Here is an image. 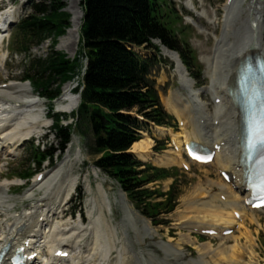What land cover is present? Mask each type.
<instances>
[{
  "label": "bare ground",
  "instance_id": "6f19581e",
  "mask_svg": "<svg viewBox=\"0 0 264 264\" xmlns=\"http://www.w3.org/2000/svg\"><path fill=\"white\" fill-rule=\"evenodd\" d=\"M204 2L200 0V5L196 6L194 0H187L185 6L195 15V18L190 17L188 22L194 25L200 33L206 35L209 33V29L201 24L199 18L207 19L208 13L198 9L204 6ZM246 2V0H231L230 5L226 3L224 6V17L219 19L218 15H215L213 19L209 20L212 21L211 24L215 29L217 26L220 28L219 33L215 36L214 54L206 60L207 64L211 63V85L207 88V92L214 104L213 112L209 113V104L199 101L202 93L197 92V85L191 83L190 77L183 71L180 72L179 86L187 94L185 96L179 93L173 94L165 102L166 107L170 111H174L183 128L181 132L172 135L177 152L175 150L167 151L166 155L164 154L160 159L157 158L154 161L159 164H175L178 159H182L180 152L182 147H186L190 142H195L215 151L212 162L216 163L220 173L231 174L229 181L221 179L218 184L219 191L217 190L218 192L213 195L207 188L199 187L198 190L201 194L209 193V200L201 201V208L196 205L197 208L193 209L197 210L196 212L199 214L204 212L201 221L199 220L202 226L196 225L195 221L185 223L180 221L179 229H188L187 236L189 237L192 232L215 230V234L208 241L209 243L201 246L202 249L198 253L203 254H200L199 260L194 259L197 261L185 264H211L210 262L214 264H243L241 261L245 256L237 258L240 254H244L238 242H241L243 237L247 243L249 240L252 242L251 234L246 232L242 234V237L236 238L233 234L225 235L224 231L234 225L238 226L239 231L243 227L244 217L248 212L253 213L259 210L264 212V209H252L246 204L250 191L246 188L244 167L240 159L241 111L235 99L237 70L241 61L249 54L256 53L264 58V0H250L248 9L244 10L243 5ZM79 3L80 0H70L69 11L72 14V24L67 34L60 39L61 49L65 50L70 46H75L80 39L84 13L78 9ZM245 13H247L246 18L243 17ZM12 17L13 12L10 11L0 15V58H3L2 36L7 31L4 28L8 22L12 21ZM161 47L165 56L180 64L181 67L176 65V70L184 69L177 52L164 46ZM15 86L17 87V85L0 87V157L3 155L6 145L10 144L13 149L26 139L41 133L50 124L47 113L45 115L40 110L43 103L39 97H33L26 87L15 89ZM14 90L16 91L14 92ZM174 97L176 99H173ZM186 97L188 100L184 99ZM79 103L80 97L74 93L73 87L67 84L63 88L60 98L56 100L57 105L54 111L70 116L78 109ZM182 103H186L185 106H181ZM189 124L191 129L188 130ZM156 129L166 134V130L170 127H157ZM143 138L142 141L134 143L131 152L138 155L140 159L150 161L153 140L149 137ZM184 152L186 153V151ZM70 156L71 154L68 153L56 171H49L44 176L36 175L37 179L32 184L27 198H33L32 200L35 201L34 193L38 190H42L43 194L35 201L31 209L15 216V221L7 226L3 224L4 217L12 212V207L3 198L12 184L0 183V248H9L8 253L3 257V264H10V257L19 247L27 248L25 253L28 255H36V258L30 259L31 262L28 264H34L40 256H42V260L39 264H181L179 260L185 259L183 250L184 245L188 242L186 238L185 240L180 238L176 246L170 244V241L174 244L175 240L171 238L169 242L161 243L158 246L161 253L158 252L159 249L156 250L158 253L155 250L148 253L143 250V246L158 232L151 226V222L149 224L148 220L125 209L118 228L110 226L111 224L107 226V216L103 207L106 210L111 207V200L102 183L97 184V193L93 200V205L97 206L100 212L96 224L90 220L85 228L87 222L80 220L72 222V220L64 218L66 212L59 214L54 211L63 190L69 189L70 186L73 189L79 181L77 177H74L68 183V177L71 178L73 175L71 176L70 170H66L64 164ZM192 162L203 167L209 164ZM89 186L90 190H93L92 184ZM72 189L69 190L70 193ZM123 198L121 203L126 201L124 196ZM60 204L58 208H60ZM192 206L190 205V208H193ZM203 209L205 210L203 211ZM139 216L142 219H139ZM194 219L197 220L198 217ZM100 224L104 226L103 230L100 229ZM218 237L222 243L213 249L212 239ZM89 238H93V244L83 245L81 243L83 239ZM230 239L236 241L234 247L225 246ZM137 249L139 250L137 251ZM113 251L116 253L114 258H112ZM240 251L241 253H239ZM63 252L69 253L68 258H62L61 253ZM253 252L251 250L252 254ZM160 254H162V258ZM206 259H209V262Z\"/></svg>",
  "mask_w": 264,
  "mask_h": 264
},
{
  "label": "rangeland",
  "instance_id": "374dc122",
  "mask_svg": "<svg viewBox=\"0 0 264 264\" xmlns=\"http://www.w3.org/2000/svg\"><path fill=\"white\" fill-rule=\"evenodd\" d=\"M26 1L27 0H0V12L2 11L1 13H4L10 11L13 12L15 17L14 22L10 24L9 29L6 31V37L2 43V48L4 51L2 50L3 58H0V87L4 85H17V87H14L15 89L26 87V89L30 93H32L31 95H33V97H39V99L42 101L43 104L40 110L45 115L47 113L50 124L48 127L44 128L41 133L34 135L32 138L26 139L23 143L19 144L15 148L12 149V147H10V144L6 145L4 148V153L0 157V183L12 184L9 186V190L7 189V194L3 198V200L10 207H12V212H10L7 217H4L3 224L7 226L9 223L15 221V216L20 215L25 210H29L34 206L35 201L38 200V198L43 194L42 190H38L34 193L35 201L32 200L33 198H27V194L32 188V184L37 179L36 175L38 173H43L44 176L49 171H56L60 168V166L62 165V161L65 159L68 153H70V158L67 159L66 164H64L66 170H70L71 176L73 175V177L71 178L68 177V183H70V181L74 177H77L79 181L76 186L73 187V189L70 186L69 189L63 190L60 198L61 200L58 199V202L56 203L57 207H55L54 211L59 214L61 210L71 211L72 213H74L73 219H71L72 217H70V212L67 213L64 218H68L72 220V222L79 221L78 215L80 212L81 216L86 219L85 222H87L84 226L85 228L87 227L90 220H92L93 224H96L97 219L100 217V212L98 210V207L93 205V200L94 197H96L97 184L102 183V186L107 191L108 198L111 200V207H109L107 210L105 207H103L107 216V226L111 224L110 226L118 228L121 224V220L123 219L124 210H131L134 213L140 215L143 219L148 220L149 224L151 222V226L153 228H156L155 231H158L157 233H155L154 237L150 238L151 240L148 239L146 241V243L144 244L145 247L143 246L144 251L152 253L154 252V250L156 251L159 249L158 252L160 251L159 253H161V250L158 247L161 243L164 244L165 242H169L171 238H174V244L171 243L172 241H170V244L176 246L180 238H184L183 240H185L186 238L188 242L184 245L183 250L185 252V255L183 256L185 257V259L181 261L179 260V263L185 264L194 261V259L199 260L200 254H203L198 253L200 249H202L201 246H205L207 243H209L208 241L211 240L210 237L215 234H210V231L215 232V230L192 232L191 236L189 237L187 236L188 229H179V226L181 225V223L191 221H195L196 225L202 226V223H199V220L201 221V217L203 215L202 213L204 212L199 214L198 212H196L197 210L195 211L193 209L197 208L196 205L200 207V205L202 204L201 201L209 200V193L201 194L200 190L198 189L201 186L203 188H207L210 191V194L212 193L211 195L217 193L219 191L218 184L223 178L222 173H220V170L217 168L215 162H211L207 166L203 167L200 164L190 161V159H188L186 153L184 152V146L180 151L182 159H178L177 163L166 165L162 163L159 164L154 161L157 158L160 159V157H162L164 154L166 155L167 151L175 150V152H177V148L174 145L172 135L181 132L183 125L174 114V111H170L166 107L165 102L173 94L179 93L182 96H185L187 94V92L181 89L179 86L181 75L180 72L183 71L184 74H187L189 76L188 71L186 72L185 66L181 63L184 69L179 70L178 68V70H176V65L179 66L180 64L165 56L162 53V50L157 53V51L153 49L145 50L137 48V50H139L145 56L156 55L160 59V63L157 64L151 71L150 77L155 80V87L158 90V95L161 103L169 110V113H173L174 115H172L174 117L176 116L175 121H173L175 123V126L166 130V134L163 131L153 129L152 127L149 131H144L146 133H144L143 135L144 138L149 137L153 140V146L151 148V160L145 161L141 159L142 161H144L143 163L145 164V166L148 167L149 165H151L169 169V174L166 177L157 179L148 184V187L151 190L155 191L153 193V196L148 197L147 200L152 205H154L153 208L151 205L147 209L151 212L150 215H155L154 217L156 219L151 220L130 204L126 195L121 189L120 183L117 180L109 177L107 174L103 173L99 168L96 167L94 163L96 156L91 154L89 149V145L92 141V136L87 130L84 123L81 124L73 134V139L76 138V140L73 141L70 146H68V149H66L65 151H60L58 138L51 130L53 121L50 118V112L60 114L54 111L57 105L56 100H58L60 96H58V98H55L54 100H47L45 97L37 93V90L29 81H24V73L30 66L29 61L33 58L46 57L53 45L52 40L48 39L39 46H32L31 48H29V50L25 51V48H23L20 42L21 37L18 35V30H15L14 28L16 25L15 23L18 22L19 19L27 11ZM194 1L196 6L200 5V0ZM203 1H205L204 6L198 9L201 11L205 10V12L208 13V17L207 19L200 17L199 21L209 29V33L206 35L204 33H200L194 25L188 22V20L191 19L190 17L195 18V15L185 6L187 0H160L159 11L162 20L167 24L169 28L173 30L174 34L180 39L181 43L188 44V46L192 50L193 56L195 57V72L200 74V79H196L198 81V84H196V81H194V79L189 76L190 82L197 85V92L202 93V95L199 97V101L201 103L209 104V113H212L214 104L212 103L210 95L207 92V88L211 85V63L207 64L206 60L208 58H211V56L214 54L213 52L215 51V36L217 33H219L220 28L217 26V28L215 29L211 24L212 21L209 20L213 19L215 15H218L217 17L219 19L224 17V6L226 3L230 5L231 0ZM246 1L247 2L243 5L244 10L248 9V3H250V0ZM81 2L82 0H80L78 9L80 12L84 13ZM69 7L70 0H66L65 10L69 12L72 17L71 12L69 11ZM246 15L247 13H245L243 17L246 18ZM71 17L70 26L72 24ZM208 21L210 24L208 23ZM64 35L57 38V43H55V50L64 53L71 60L79 57L80 69H83L87 60L85 59V54L83 53L80 39H78L75 46H70L68 49L66 48L68 50L67 51L66 49L64 50L60 47V39ZM17 39H19V43L17 42ZM66 83L74 89L78 85V77L76 76ZM66 83H64L62 86V92L65 85H67ZM55 86L56 84L54 83V85H52V88H54ZM15 91L16 90H14V92ZM173 99H176V97H174ZM184 99L188 100L187 97ZM185 104L186 103H182L181 106H185ZM50 107H52L53 110H51ZM75 113H77V110L70 116L68 115L69 117L65 118V120H63V123H74L77 120ZM80 128L86 130V136L80 131ZM187 129H191V125L187 127ZM76 141L78 142L80 150L78 148H74ZM37 147H40L41 149H47L48 147H51L55 152L53 160H46L41 163V165L34 163L32 161L33 155L31 151ZM11 149L12 151H10ZM9 151L11 154L9 153ZM71 162L72 164H70ZM90 184H92L93 190H90ZM71 189L72 191L70 193L69 190ZM161 193H163V195H160ZM167 193L176 195L175 201L171 202L169 205V207L172 204L175 205L174 209L171 211H169V209H167L165 205L161 207L157 206L158 203H163L166 199H168ZM121 195L125 197L126 201L124 203L120 202H123L124 200L123 196ZM202 196L204 197L201 198ZM191 202L194 204H192ZM59 204L60 208H58ZM190 205H193V208H190ZM204 210L205 209H203V211ZM49 216L51 217V213ZM140 216L139 219H142ZM195 217H198V219L195 220ZM176 222L178 224H175ZM242 225L243 227H241L239 231L237 229V225L231 226L225 230V232L231 231L230 233L225 235L230 236L233 234V236L236 238L242 237V234H245L246 232L251 234L253 243L250 240L249 241L251 243L249 241L247 243L244 237L241 242H238V244L240 243L239 245L241 246L245 255L240 254L237 258L240 259V257L242 258V256H245L243 257V261H241L243 262V264H264V212L261 210L255 211L253 213L248 212V214H246V217H244ZM103 228L104 226L100 224V229L103 230ZM212 240L213 243H211L213 249H216L222 243L220 242L219 237ZM81 243L83 245L86 243L91 245L93 244V238L85 240L83 239ZM235 245L236 241L234 239H230V241L225 246L234 247ZM90 249L91 247L89 248V250ZM138 250L139 249H137V251ZM251 250L254 251L253 254L251 253ZM158 252L156 251V253ZM239 253H241V251ZM115 255L116 253L115 251H113L112 258H114ZM160 257H163L162 254H160ZM206 261L209 262V259H206ZM210 263L214 264L213 262Z\"/></svg>",
  "mask_w": 264,
  "mask_h": 264
},
{
  "label": "trees",
  "instance_id": "16d2710c",
  "mask_svg": "<svg viewBox=\"0 0 264 264\" xmlns=\"http://www.w3.org/2000/svg\"><path fill=\"white\" fill-rule=\"evenodd\" d=\"M81 3L84 17L80 40L87 60L84 71L80 69L79 57L71 60L55 50L57 38L71 27L66 0L27 1V11L14 28L23 48L29 50L48 39L53 45L46 57L29 61L24 81H30L39 95L54 100L61 96L64 83L79 76L76 91L81 93V102L75 113L77 120L65 125L62 120L67 115L50 112L51 130L58 138L60 151L70 142L72 132L84 123L92 136L89 149L96 156V167L120 183L135 208L155 220V215L147 210L152 205L148 197L155 192L148 184L166 177L169 169L145 166L131 148L143 138V131L175 126V123L161 103L155 80L150 77L160 59L156 55L145 56L137 48L159 53L160 47L154 42L159 40L161 46L177 51L189 73L200 79V74L195 72V57L188 44L181 43L162 20L160 0H82ZM54 83L56 86L52 88ZM80 131L87 135L86 130L80 128ZM31 153L32 161L38 165L52 161L55 154L51 147H37ZM175 199L176 195L169 193L168 199L157 206L165 205L171 211L175 205H169Z\"/></svg>",
  "mask_w": 264,
  "mask_h": 264
}]
</instances>
